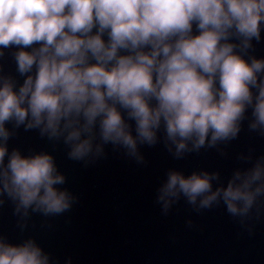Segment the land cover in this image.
I'll list each match as a JSON object with an SVG mask.
<instances>
[{
	"label": "clouds",
	"instance_id": "1",
	"mask_svg": "<svg viewBox=\"0 0 264 264\" xmlns=\"http://www.w3.org/2000/svg\"><path fill=\"white\" fill-rule=\"evenodd\" d=\"M262 27L264 0H0V57L16 47L24 77L0 74V204L6 197L26 220L76 200L58 187L65 176L51 154L8 151V123L62 141L85 166L107 145L137 163L139 146L161 141L176 159L227 145L248 109L249 129L264 135V58L249 55ZM166 176L156 198L164 215L181 197L196 212L223 203L241 224L264 211V156L226 186L215 171ZM0 264L52 262L34 239L0 236Z\"/></svg>",
	"mask_w": 264,
	"mask_h": 264
},
{
	"label": "water",
	"instance_id": "2",
	"mask_svg": "<svg viewBox=\"0 0 264 264\" xmlns=\"http://www.w3.org/2000/svg\"><path fill=\"white\" fill-rule=\"evenodd\" d=\"M193 34H198L195 25ZM252 44L249 55L264 58V27L260 41ZM17 50H3L0 74H10L22 84L24 77L16 72L12 56ZM247 116L238 137L218 148H202L176 159L161 141L151 147L139 146L144 162L137 163L123 149L107 145L105 155L87 166L69 159L62 141H49L38 130L25 131L23 126L13 129L8 123L6 127L14 131L8 151L16 148L22 155L51 154L65 176V183L58 187L67 189L76 200L61 215L30 213L21 220L13 214L12 202L3 197L0 236L12 244L34 239L52 264H66L69 259L71 264H264V211L259 219L253 215L241 224L223 203L196 212L181 197L164 215L156 199L169 170L185 176L201 169L215 171L226 186L236 169L245 170L264 156V135L249 129L251 109ZM241 155L251 156V160L238 159Z\"/></svg>",
	"mask_w": 264,
	"mask_h": 264
}]
</instances>
